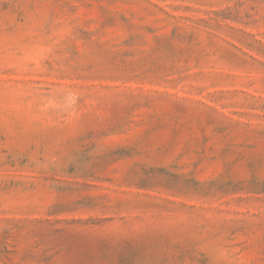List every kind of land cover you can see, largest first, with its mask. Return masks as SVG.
Returning <instances> with one entry per match:
<instances>
[{
  "label": "rangeland",
  "instance_id": "obj_1",
  "mask_svg": "<svg viewBox=\"0 0 264 264\" xmlns=\"http://www.w3.org/2000/svg\"><path fill=\"white\" fill-rule=\"evenodd\" d=\"M0 264H264V0H0Z\"/></svg>",
  "mask_w": 264,
  "mask_h": 264
}]
</instances>
